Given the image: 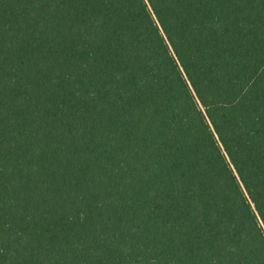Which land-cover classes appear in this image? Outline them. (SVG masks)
<instances>
[{"label":"trees","instance_id":"1","mask_svg":"<svg viewBox=\"0 0 264 264\" xmlns=\"http://www.w3.org/2000/svg\"><path fill=\"white\" fill-rule=\"evenodd\" d=\"M0 264H264V0H0Z\"/></svg>","mask_w":264,"mask_h":264}]
</instances>
